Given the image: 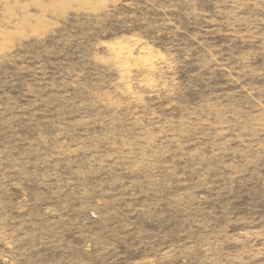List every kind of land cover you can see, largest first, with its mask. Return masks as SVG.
<instances>
[{
	"label": "rangeland",
	"instance_id": "rangeland-1",
	"mask_svg": "<svg viewBox=\"0 0 264 264\" xmlns=\"http://www.w3.org/2000/svg\"><path fill=\"white\" fill-rule=\"evenodd\" d=\"M0 264H264V0H0Z\"/></svg>",
	"mask_w": 264,
	"mask_h": 264
}]
</instances>
